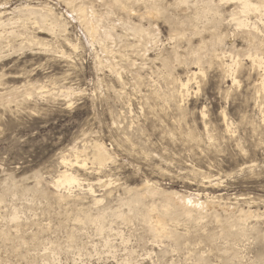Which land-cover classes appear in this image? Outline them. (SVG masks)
<instances>
[{
    "label": "rangeland",
    "instance_id": "1",
    "mask_svg": "<svg viewBox=\"0 0 264 264\" xmlns=\"http://www.w3.org/2000/svg\"><path fill=\"white\" fill-rule=\"evenodd\" d=\"M240 1L0 0V264H264V0Z\"/></svg>",
    "mask_w": 264,
    "mask_h": 264
},
{
    "label": "bare ground",
    "instance_id": "2",
    "mask_svg": "<svg viewBox=\"0 0 264 264\" xmlns=\"http://www.w3.org/2000/svg\"><path fill=\"white\" fill-rule=\"evenodd\" d=\"M243 1V2H242ZM240 2H242L244 4V8H249L251 6H256L254 5L250 0H241ZM80 9L82 10V14H84L86 12V10L84 8H81ZM87 9V8H86ZM212 11V10H211ZM86 14V13H85ZM84 14V15H85ZM83 16V15H82ZM86 16V15H85ZM84 16V17H85ZM0 24H4L3 22L0 21ZM86 27L87 29L91 32V33H96L98 28L95 24H93L91 21L89 20H86ZM255 34V33H254ZM255 46V45H254ZM121 77V76H120ZM263 85H264V79H261ZM185 86V85H184ZM95 147L96 149L98 150V153H99V157H98V160L100 162V164H102L103 162H106V160L110 157V155L108 156V151L106 150V147L105 145H103L102 143H99V142H96L95 144ZM75 154H76V157H77V162H79V158L81 156L80 154V151L75 147L73 148ZM97 153V154H98ZM87 156V155H86ZM88 158V157H87ZM84 165L86 164L85 160L83 161ZM104 164V163H103ZM102 164V165H103ZM77 181V177L74 176V174L72 172L69 171V169H65L60 175L59 177L57 178L56 182H55V185L57 187L63 185V184H73ZM157 190L151 186V185H146L144 186V189H142L141 191H139V195L140 196H154L156 194ZM158 193V192H157ZM142 199V197H140ZM144 198V197H143ZM96 199V198H95ZM180 201H183V198L182 200ZM96 202L99 203V201L96 199ZM183 203H186L185 201H183ZM129 205V204H128ZM200 206V205H198ZM202 206H204V204H202ZM132 213V212H131ZM119 214H122V213H119ZM130 214V212H129ZM123 216V215H122ZM130 216V215H129ZM126 218V216H125ZM124 218V219H125ZM128 219V218H127ZM146 219V218H145ZM129 221V220H128ZM153 225V224H152ZM154 226V225H153ZM154 228L156 230H160L161 232L163 233H166V227H165V220H164V215H158L157 216V221L155 223V226ZM153 229V228H152ZM168 232V231H167Z\"/></svg>",
    "mask_w": 264,
    "mask_h": 264
}]
</instances>
